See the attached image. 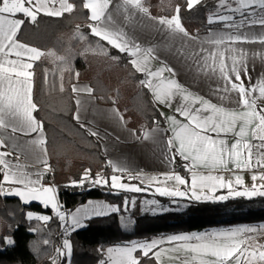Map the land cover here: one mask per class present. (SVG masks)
Returning <instances> with one entry per match:
<instances>
[{"label": "snow or ice", "instance_id": "snow-or-ice-1", "mask_svg": "<svg viewBox=\"0 0 264 264\" xmlns=\"http://www.w3.org/2000/svg\"><path fill=\"white\" fill-rule=\"evenodd\" d=\"M201 3L202 0H184L189 11ZM77 7L73 0H0V197H17L24 205L39 202L45 209L51 208L61 222L64 237L86 228L87 220L120 211L118 206L94 201H88L70 213L61 211L55 185L42 182L51 171V165L47 159L43 122L34 115L38 111L34 101L35 69L39 62L48 59L56 67L44 68V83L63 93L67 74L68 90L76 105L73 119L89 135L98 136L99 133L81 119V114L97 99L95 89L79 83L80 73L73 65L76 58H86L89 54L118 63L120 56H112L111 50L123 54L127 66L142 77L138 85L152 97L153 104L166 107L172 113L160 112L167 127L153 120V128L140 130L139 134L138 130L131 133L144 140L162 139L165 159L174 162L177 156L180 157L190 173V182L175 172L164 173L162 178L148 177L150 182H174L173 188L156 187V192L162 196L185 197L188 191L180 190L179 186H187L191 198L197 201L212 199L201 193L216 188L229 190L227 196L216 197L218 200H227L230 196L264 197V183H256L257 180L264 182V171L253 172L250 187H243V190L233 187V184L244 185L242 176L235 174L236 170L264 169V73L254 81L249 74L248 53L237 47L245 43L264 45V0H217L215 11L206 17L209 27L203 38L189 33L183 26L181 4L175 5L170 16L153 17L146 0H80L79 7L88 12V22L84 26L88 33L82 31L81 25L74 29V39L84 42L81 50H74L70 44L61 54L19 39L23 28L37 25L40 17L62 18L72 14ZM141 15L152 22L154 31L162 36V43L149 42L145 46L129 35L126 29L135 30V21ZM214 24L221 27L213 29ZM254 28L261 31L253 32ZM89 36L93 41H89ZM162 54L181 62L193 82H215V86L209 88V94L217 102L182 84L177 69L166 58L161 59ZM259 58L264 61V51L259 53ZM108 115L124 123L118 109L113 108ZM111 166L113 174L110 177L103 173L93 176L91 169H85L81 178L71 181V185L83 187L88 182L116 190H145L123 182L127 168ZM224 171L233 173L234 180L212 174ZM127 178L140 177L129 173ZM124 203L127 206L129 201ZM24 215L27 221H41L44 226L54 218L32 211ZM261 229L264 226L260 229L241 226L133 240L98 249L104 257L99 264H142L144 259H152L155 264H165V260L168 264H264V243L256 238ZM28 230L38 232L41 229L30 227ZM14 244L12 235L0 236V250ZM50 244L49 239L42 241L44 246ZM166 244L169 247H164ZM71 254L72 243L63 238L60 246L53 247L49 264H62Z\"/></svg>", "mask_w": 264, "mask_h": 264}, {"label": "trees", "instance_id": "trees-1", "mask_svg": "<svg viewBox=\"0 0 264 264\" xmlns=\"http://www.w3.org/2000/svg\"><path fill=\"white\" fill-rule=\"evenodd\" d=\"M73 2L78 7L72 14H65L62 18L42 16L37 25L23 28L20 39L42 50L54 49L61 54L70 44L74 50H81L84 42L74 39V29L76 25H81L82 31L88 33V29L84 27L88 22V12L79 7L80 0ZM176 4L182 6V23L189 33L200 34L208 31L206 17L215 11L217 0H202L191 11L184 6V0H146L150 13L159 17L170 16ZM220 26L214 24L212 28ZM89 41H93L91 36ZM111 55H119L120 61L117 63L110 58L92 54L86 58H76L73 66L80 73L79 81L90 83L95 89L94 95L98 102L115 105L122 113L125 123L138 130V134L140 130L154 127L153 120L166 126L160 116V107L154 105L152 97L138 85V80L142 77L134 74L127 66V58L123 54L111 50ZM45 67L54 69L56 66L51 60L45 59L35 69L34 101L38 105L35 115L43 122L51 165V171L44 176L43 183L55 185L61 211L70 213L93 198L104 199L120 208V211L106 217L87 220L86 228L71 232L69 239L72 243V254L62 264L68 261L70 264H99L104 257L98 249H106L119 242L151 240L173 233L201 232L216 226L264 221V197H239L218 202L155 195L158 199L174 203L185 200L188 203L185 217L176 210L145 212L143 199L151 195L148 192L117 191L106 185L93 186L88 182L83 187L72 186L71 181H78L85 169H91L93 176L103 173L105 177H110L113 170L101 138L89 135L73 119L76 105L68 90V75L65 74L64 78L66 90L61 93L44 83ZM174 163L176 170L187 176L184 161L177 156ZM125 200L129 201L127 206ZM232 206H242L243 210L238 215L223 218V210ZM27 211L45 213L54 218L44 226L41 221H27L24 215ZM30 227L41 230L30 232ZM62 232L61 222L55 218L51 209H44L38 204L28 207L19 199L0 197V236L12 235L15 240L14 246L0 250V264H49L48 257L53 254V247L62 243ZM44 239H49L51 244L42 245ZM142 264H155V261L144 259Z\"/></svg>", "mask_w": 264, "mask_h": 264}, {"label": "crops", "instance_id": "crops-1", "mask_svg": "<svg viewBox=\"0 0 264 264\" xmlns=\"http://www.w3.org/2000/svg\"><path fill=\"white\" fill-rule=\"evenodd\" d=\"M151 16L159 17L153 14H151ZM135 24L137 25V27H135V30H132V28L129 27L126 29V31H128L129 35L132 36L133 38H138L141 44L148 46L149 42L156 44L162 43V36L154 31L152 22H150L146 17H143L141 15L136 19ZM220 27H213V29H219ZM258 31L261 30L259 28L253 29V32H258ZM207 32L200 33L198 35L201 38H203L207 35ZM237 47H242L247 51L249 74L252 76L253 80L255 81L262 73H264V61H262L259 58V53L264 51V45H261L259 43H245V44L237 45ZM165 58L167 59L169 64H171L173 67L177 69L178 79L182 84L188 86L191 91L199 93L200 95H204L206 98L212 99L213 102H217L215 97L210 96L209 94V88L214 87L215 82H212L211 84L206 81L193 82L192 77L185 71L181 62H179L176 58H174L171 55L162 54L161 59H165ZM79 83L82 85L85 84L90 85L88 81H84V80L79 81ZM113 108L118 109L115 105L102 104L98 102L97 99H95L94 104L89 106V110L81 114V119L82 121L88 124V127L99 133L98 137L101 138L104 152L108 156L111 165L114 164L128 169V172L123 173L125 177V179L123 180L124 183L136 184L142 187H149L150 185L153 184L174 186V182L172 181H169L167 184H164L159 182H150L149 179H147L148 177H152V176H157L162 178V174L171 173V172L178 173L179 175L183 176L185 179H188L190 182V173L187 170H186L187 176H185L184 174L176 170L174 162H170L167 159H165L166 150L164 148V142L162 139L144 140L142 138H137V136H133L131 133L132 130L134 129L129 127L125 123V121L122 124L113 116L108 115L109 113H111V110ZM160 109L169 115L172 114L171 111L166 107H160ZM163 127H167V124L166 126ZM47 159L49 162L48 147H47ZM254 171H256V167H254L251 170H236L235 174L241 175L242 178H244L247 174L253 173ZM129 173L132 176H136L138 174L140 178L129 180L127 178ZM116 174L119 175L121 173L117 172ZM212 174L224 175L226 179L232 178L234 180V174L228 171H224L222 173L213 172ZM180 187L188 189L187 186H180ZM88 201L102 202L104 204L118 206L117 204L110 203L100 198H93V199H89ZM88 201L86 203H88ZM81 205H79L78 207H80ZM210 229L211 228L198 233H206L207 230Z\"/></svg>", "mask_w": 264, "mask_h": 264}, {"label": "rangeland", "instance_id": "rangeland-1", "mask_svg": "<svg viewBox=\"0 0 264 264\" xmlns=\"http://www.w3.org/2000/svg\"><path fill=\"white\" fill-rule=\"evenodd\" d=\"M254 172L256 174H259V172H256V171H254ZM252 175H253V173H249L243 178V181H244V185L243 186H237V185L234 184L233 187L236 190H243V187H250L253 184V181L251 179ZM256 183L260 184V183H264V182H261V181L257 180ZM134 185H136V184H134ZM140 187H142V186H140ZM156 187H168V188L171 189L174 186H171V185L165 186L163 184H153V185H150L149 187H142L145 190H143L141 192H148V193L151 194L150 196H146L143 199V210L145 212L161 213V212H165V211L176 210V211L182 213L185 217H187V206H188V203L185 200H181L179 202L174 203V202L164 201V200L158 199L155 195H160V194L155 191ZM179 188L182 191H188L189 194L187 196H185V197H173V198H184V199H188V200L197 201V200L191 198L190 188L187 189V188H182L180 186H179ZM117 191H123V190H117ZM228 191L229 190L227 188H216L214 190H204V192L201 193V194L202 195L211 196L212 199H210V200L201 199L199 201H218V202L226 201V200H218V199H216V197L227 196L228 195ZM169 197H172V196H169ZM235 198H239V197L230 196L227 200L235 199ZM150 201H155V203H149ZM242 210H243L242 206H232V207L226 208V209L223 210V216L222 217L223 218H230V217H232L234 215L240 214L242 212ZM32 212L34 214H36V215H42V214L43 215H47L45 213L34 212V211H32ZM241 226L257 227L258 229H260L261 226H264V221L254 222V223H240V224L231 225V226H216V227H211V229L207 230V232H211L212 230H222V229H229V228L241 227ZM191 233H198V232H180V233H173V234H170V235L191 234ZM70 234L67 237L63 236V238H68L69 239ZM170 235L159 236V237H155L153 239L166 238V237H168ZM256 238H257V240L260 243H264V229H261L260 231H258V233L256 234ZM134 240L144 241V239H134ZM131 241H133V240H131ZM131 241L119 242V243H117L115 245H112V246L124 245V244H127V243L131 242ZM164 247H169V245L166 244V245H164ZM66 264H70L69 261L66 262ZM165 264H168L167 260H165Z\"/></svg>", "mask_w": 264, "mask_h": 264}, {"label": "water", "instance_id": "water-1", "mask_svg": "<svg viewBox=\"0 0 264 264\" xmlns=\"http://www.w3.org/2000/svg\"><path fill=\"white\" fill-rule=\"evenodd\" d=\"M48 184H51V183H46L45 185H48ZM6 198H16V199H19V198H17V197H12V196H10V197H6ZM57 200H58V202H59V204H60V201H59V198H58V195H57ZM33 204H38V205H41L42 207H43V205L42 204H40L39 202H32V203H30L29 205H24V206H31V205H33ZM44 208V207H43ZM45 209V208H44ZM48 209V208H47ZM49 209H51V208H49ZM53 212V211H52ZM54 213V212H53Z\"/></svg>", "mask_w": 264, "mask_h": 264}, {"label": "built area", "instance_id": "built-area-1", "mask_svg": "<svg viewBox=\"0 0 264 264\" xmlns=\"http://www.w3.org/2000/svg\"><path fill=\"white\" fill-rule=\"evenodd\" d=\"M256 171L257 172H261V171H264V169H262V168H256Z\"/></svg>", "mask_w": 264, "mask_h": 264}]
</instances>
